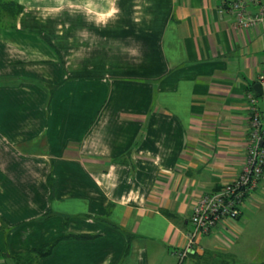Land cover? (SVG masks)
Here are the masks:
<instances>
[{
	"label": "crops",
	"instance_id": "crops-1",
	"mask_svg": "<svg viewBox=\"0 0 264 264\" xmlns=\"http://www.w3.org/2000/svg\"><path fill=\"white\" fill-rule=\"evenodd\" d=\"M21 2L0 28V264L48 243L29 264H179L198 199L241 169L264 21L235 29L224 0ZM243 212L181 264L264 263Z\"/></svg>",
	"mask_w": 264,
	"mask_h": 264
},
{
	"label": "built area",
	"instance_id": "built-area-1",
	"mask_svg": "<svg viewBox=\"0 0 264 264\" xmlns=\"http://www.w3.org/2000/svg\"><path fill=\"white\" fill-rule=\"evenodd\" d=\"M219 13L229 16L235 29L249 30L264 21V0H224ZM256 83L261 93L248 92L246 95L249 130L241 169L220 189L204 193L198 199L190 217L187 242L178 252L179 264L196 249L200 236L233 231L232 224L264 184V65L257 74Z\"/></svg>",
	"mask_w": 264,
	"mask_h": 264
},
{
	"label": "trees",
	"instance_id": "trees-1",
	"mask_svg": "<svg viewBox=\"0 0 264 264\" xmlns=\"http://www.w3.org/2000/svg\"><path fill=\"white\" fill-rule=\"evenodd\" d=\"M22 10V6L18 5L14 0L1 3L0 0V28H12L14 27V20L18 13ZM6 15V17H3ZM9 17V18H8ZM76 239H89L92 236H71ZM53 243L41 245L37 248H32L24 255L17 256V259H23L25 264H29L33 260L32 255L36 256V261L39 258L50 254ZM181 264V263H180ZM251 264H264V263H251Z\"/></svg>",
	"mask_w": 264,
	"mask_h": 264
},
{
	"label": "rangeland",
	"instance_id": "rangeland-1",
	"mask_svg": "<svg viewBox=\"0 0 264 264\" xmlns=\"http://www.w3.org/2000/svg\"><path fill=\"white\" fill-rule=\"evenodd\" d=\"M7 1H9V0H1V3H3V2L5 3ZM11 1H13V0H11ZM14 1L16 3H18V5L22 6L21 0H14ZM55 2H57V0H55ZM3 17H6V15H4ZM261 187H262L261 190H264V184H262ZM256 195L258 196V192H256ZM262 196H264V195H262ZM262 198H264V197H262ZM259 208H264V203L258 204V200L250 202L249 204H247V206L244 208L243 214H244V216H247L248 220H247V222L243 223V225L246 226V223H250L252 226H253V224H256L260 230V231H257L256 234H260L261 242H264V209H259ZM255 232H253V229L250 230V232H248L246 235V236H248V238H246V241H250V243L258 242L260 239H258V235L253 234ZM244 263L236 262V261H233V262L228 261V262H225L224 264H244ZM256 263H259V262H256ZM219 264H221V263H219Z\"/></svg>",
	"mask_w": 264,
	"mask_h": 264
},
{
	"label": "water",
	"instance_id": "water-1",
	"mask_svg": "<svg viewBox=\"0 0 264 264\" xmlns=\"http://www.w3.org/2000/svg\"><path fill=\"white\" fill-rule=\"evenodd\" d=\"M253 89L257 92V93H261V87L260 85L257 83L254 85Z\"/></svg>",
	"mask_w": 264,
	"mask_h": 264
}]
</instances>
